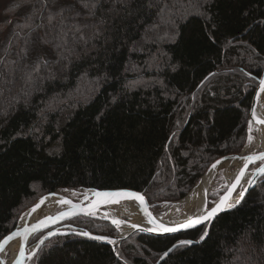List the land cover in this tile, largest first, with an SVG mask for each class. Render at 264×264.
Instances as JSON below:
<instances>
[{"label": "trees", "instance_id": "trees-1", "mask_svg": "<svg viewBox=\"0 0 264 264\" xmlns=\"http://www.w3.org/2000/svg\"><path fill=\"white\" fill-rule=\"evenodd\" d=\"M109 7L104 23L87 29L100 34L78 46L55 78L53 69L34 71L38 35L29 40L22 30L32 4L9 0L1 12L0 241L39 198L60 190L129 189L172 204L212 162L244 146L264 68V0H128L107 13ZM161 8L170 23H160ZM154 24L159 34L144 42ZM262 191L264 177L236 208L216 216L198 243L205 226L172 236L135 233L117 245L59 234L27 264H156L177 241L192 243L159 264H264ZM63 225L116 235L109 222L89 216Z\"/></svg>", "mask_w": 264, "mask_h": 264}, {"label": "snow or ice", "instance_id": "snow-or-ice-1", "mask_svg": "<svg viewBox=\"0 0 264 264\" xmlns=\"http://www.w3.org/2000/svg\"><path fill=\"white\" fill-rule=\"evenodd\" d=\"M24 3L32 4V9L28 14L27 19L22 25V30L27 29L25 35L29 40L32 39V34L35 33L38 35V44L40 46V52L38 53V60L34 66V71L40 73L45 70L53 69L50 71L52 78H55V70L64 71L67 68V61L73 56L78 55L77 47L81 44H87L89 40L96 38L100 33L99 31L92 32L91 35L88 34L87 29L92 27L93 29H98L100 24L104 23L103 14L105 12L104 5L109 4L111 7L107 8V13H113L117 11L116 5L119 4L121 7L127 6L128 0H24ZM76 5H80L79 8ZM167 12L166 8H161L158 13L161 16V24L170 23V21L164 20V15ZM88 19H98V24L89 25L81 21H86ZM160 25L154 24L145 30V34L142 37L144 42L155 39L152 33L159 34ZM36 43V41H33ZM136 47H142V45H135ZM47 48L56 59H50L46 54H44L43 49ZM24 51L25 57L29 55L27 48L22 49ZM255 51V50H253ZM251 75L250 73H247ZM260 91L264 92V79H260ZM127 86V85H126ZM253 119H256L255 113L253 112ZM258 123H264V120L257 121ZM249 142L252 140V136L248 137ZM248 162H254L256 159L264 160V153H260L256 156H248ZM216 163H220L217 161ZM213 168L216 167V164L212 165ZM247 167V164L245 165ZM260 173H264V167L257 169ZM243 175V170L241 174ZM240 176L236 177V183H239ZM251 183V181H249ZM236 184L232 185V188L228 190V194L220 199V202L211 209L206 210V214L198 216L196 218H189L186 223L180 224L178 227H167L163 224L157 225V228L163 233H173L181 229H190L196 225L201 224L204 221H208L211 218L215 217L218 212L222 211L226 206V201L228 200L231 192L235 189ZM95 196L108 198L112 203H119V200L116 198H128L135 199L140 202L141 207H144V198L138 193L130 191H116V192H95ZM240 197L243 198V193H240ZM44 200L42 199L40 203L42 204ZM58 203L62 204H71L69 200H60ZM240 203V200H236L235 204ZM235 204L227 205V207H235ZM40 205L37 204L32 211H35ZM75 207V206H74ZM146 214L147 209L144 208ZM72 212H62L59 215V219H63L66 216L74 215ZM90 214V213H85ZM46 219L52 220L53 223L56 222L55 218L47 217ZM149 222L155 224L156 221L151 218L149 215ZM43 223V222H41ZM112 223L119 226L123 221L114 219ZM133 227H137L133 225ZM153 229H148L152 231ZM81 234V233H78ZM85 236H89V233H82ZM19 233H11L4 238L3 241H0V247H3L4 244H7L8 241L14 239ZM53 235V233H49ZM208 235V232L205 231L201 236L200 240H204ZM93 239L103 240L107 239L106 237L98 236L92 237ZM110 243L113 241H109ZM43 243V240H41ZM192 241H179L178 244H174L172 248H176L179 245L191 244ZM172 248L168 249V252L172 251ZM166 252L164 255L166 256ZM20 255L23 256L24 253L21 250ZM19 264V261H17Z\"/></svg>", "mask_w": 264, "mask_h": 264}, {"label": "water", "instance_id": "water-1", "mask_svg": "<svg viewBox=\"0 0 264 264\" xmlns=\"http://www.w3.org/2000/svg\"><path fill=\"white\" fill-rule=\"evenodd\" d=\"M260 79H264V68L263 71L261 73V76L258 80V84L256 86V89L252 95V99L250 102V114H249V122L252 119V113L256 107V101L258 99V95L260 94ZM243 150L238 153V154H229L226 156H223L217 160H215L214 162H212L210 164V166L208 167L207 171L205 172V174L211 170L213 167V164L219 165L221 162L223 161H227V160H231V161H236V162H242L239 170L237 171L236 175L234 176L232 183L231 184H227L225 182H222L219 186V188L221 189L222 193L214 200V202L209 206V209H211L212 207H215L219 202L220 199L222 197H224L225 195L228 194V190L232 188L233 184H236L235 189L231 192V195L229 196L228 200L226 201V206L224 207V209L220 212L217 213L216 216H218L221 213L227 212V211H231L234 208H236L241 201L243 200V198L245 197V195L257 184V182L264 176V173H260L259 171H257L258 168L260 167H264V160L261 159H256L254 162H248L247 161V157L248 156H256L260 153H264V149L260 152H255V153H249L246 155H242ZM217 161H220V163H216ZM247 164V167H245V165ZM256 165V166H255ZM241 170H243V175L241 174ZM250 171L251 176L248 179L246 185L243 186V188L241 189L240 193H243V198L240 197V193L238 195L237 200H240V203L235 204L236 201L230 203L232 196L234 195V193L236 192L237 188L240 186L241 181L243 176L246 174V172ZM240 176L239 179V183H236V177ZM202 178V177H201ZM201 178L199 179V181L201 180ZM198 181V182H199ZM249 181H251V183H249ZM197 182V183H198ZM196 183V184H197ZM116 191H130V192H135L140 194L141 196H143L144 198V207L142 208V215L143 217L149 222V215L151 216V218L153 220L156 221L155 224H152L156 227V229H153L152 231H147L145 229L144 226H140L134 223H129L131 226V231L128 232L126 235H123L119 232V234L114 235V236H102V237H106L107 239H103L101 241L103 242H109V241H113L116 244H118L120 241H122L123 239L127 238L128 236L134 234V233H141V234H146V235H152V236H172V235H177L180 233H185L194 229H197L199 227L205 226V231H209L210 225L212 224V222L214 221V219L216 218L213 217L208 221H204L199 225L194 226L193 228L190 229H181L179 231L173 232V233H163L161 232L158 228L157 225H159L160 223L157 221V219L152 215V213L154 212V204H151L147 197L144 195V193L139 192V191H135V190H129V189H120V190H95V191H91L89 193H83L81 195V197L78 200H74L73 198L66 196L64 193H60V192H51L47 195H44L43 197H41L40 199H38L29 209H27L20 217L19 222L17 224V227L15 229H13L9 234L11 233H19V235H17L14 239L8 241L7 244H9L12 241H18L19 242V253H18V258L17 261H19V264H27L28 261L32 258V256L36 253V251L38 250V248L40 247L41 240H43V242L47 239H49L52 236L55 235H59V234H69V233H74V234H78L80 236H85L81 232V231H73L71 229H67L64 228L62 226V224L66 221H69L75 217L78 216H90V217H94V218H98L104 221H107L109 223H111L113 226H116L115 224L112 223V218L109 217H100L96 215V212H98L99 210H101L102 208L106 207L108 204H111L112 202L108 199V198H104V197H97L94 195L95 192H116ZM48 197H54L55 198V208L57 207H61L60 209H58L57 211L54 210V212H52L51 214L45 215L40 217L39 219L36 220H31V217L35 214L36 211H38L41 207L44 206V204L47 202V198ZM44 200V202L41 204L40 201ZM69 200L71 201V204H62V203H58V201L60 200ZM137 201V200H136ZM139 202V201H138ZM183 200L177 201V203L182 204ZM39 204L40 206L38 208H36L35 211H32V209ZM140 204V202H139ZM178 204V205H179ZM235 204V207H227V205H232ZM75 206V207H74ZM144 208L147 209V213H145ZM62 212H72L75 213L74 215L71 216H66L63 219H59V215ZM90 213V214H85V213ZM206 214V212L201 213L199 215H195L193 217L190 218H196L198 216L204 215ZM22 216H25V221L22 225H20V220L22 218ZM47 217H51V218H55L56 222L53 223L52 220L50 219H46ZM188 220V219H187ZM187 220L180 222L178 224H175L173 226H167V227H178L180 224L186 223ZM43 222V223H41ZM133 225H136L137 227H133ZM44 233L39 239L38 241L33 244L30 245L31 240L33 239V237H35L36 235H38L39 233ZM49 233H53V235H49ZM88 233V232H87ZM9 234H7L5 237H7ZM4 237V238H5ZM86 237H98V236H93L91 234H89V236ZM4 238L1 240L3 241ZM200 238L193 242V243H198L200 242ZM179 241L175 242L174 244H178ZM7 244H4L3 247H0V250L3 249ZM113 247H115V245H113ZM172 248V247H170ZM169 248V249H170ZM174 248H172L173 250ZM21 250L23 251L24 255L21 256L20 252ZM167 253L168 250L166 251ZM165 252V253H166ZM164 253V254H165ZM162 255L160 257V259L158 260V262L156 264H159L161 262V260L165 257V255ZM16 261V264H17Z\"/></svg>", "mask_w": 264, "mask_h": 264}, {"label": "bare ground", "instance_id": "bare-ground-1", "mask_svg": "<svg viewBox=\"0 0 264 264\" xmlns=\"http://www.w3.org/2000/svg\"><path fill=\"white\" fill-rule=\"evenodd\" d=\"M256 102V107L253 111L255 113L256 119H253L252 113V119L248 123V137L249 135H251L252 140L251 142H249L247 138V142L242 155L248 154L246 150L249 148L251 143L253 145V149L250 153L260 152L264 149V123L257 122L259 120H264V92H260ZM241 164L242 162L231 160L221 162L215 168H212L202 176L201 180L192 188V190L183 199H181L183 200L182 204L175 202L170 205L169 209L161 212L154 211L152 215L160 224H163L165 226H173L189 219L190 217L206 212V210H208L210 206V194L213 193L212 196H214V194H216L214 192L221 191V189L219 188L220 185L218 184L219 176L221 175L223 179L222 182L231 184ZM250 176V171L246 172V174L242 178L240 186L232 196L230 203L237 200L241 189L244 185H246ZM116 199L119 200V203L108 204L106 207L96 212V215L123 221V223H121L119 226L116 225L120 233L123 235H126L131 231V226L129 223L144 226L147 231L148 229H156L154 225H152L143 217L142 207L138 201L128 198ZM178 204L181 205L180 208H178ZM60 208L61 207H59V209ZM57 209L55 208V198L48 197L47 202L43 207L35 212V214L31 217V220H36L39 219V217L51 214L52 212H54V210L57 211ZM24 221L25 216H22L20 225H22ZM18 253L19 242H10L0 250V264H16Z\"/></svg>", "mask_w": 264, "mask_h": 264}, {"label": "rangeland", "instance_id": "rangeland-1", "mask_svg": "<svg viewBox=\"0 0 264 264\" xmlns=\"http://www.w3.org/2000/svg\"><path fill=\"white\" fill-rule=\"evenodd\" d=\"M9 2V0H0V20H1V12H2V10H3V8L6 6V4ZM132 69V68H131ZM17 82H18V79H16V81L14 82V84H13V87L12 88H14V90L15 89H17ZM5 92V91H4ZM249 125V124H248ZM247 138H248V130H247V137H246V141H245V143H244V146L242 147V149H241V151L245 148V145H246V142H247ZM252 149H253V145H252V143H251V145L249 146V148L246 150V152L247 153H250L251 151H252ZM240 151V152H241ZM239 152V153H240ZM207 171V170H206ZM205 174V173H204ZM203 174V175H204ZM202 175V176H203ZM222 177H221V175L219 176V180H218V184L220 185L221 183H222ZM196 185V184H195ZM194 185V186H195ZM192 190V189H191ZM190 190V191H191ZM68 191V192H67ZM85 191V190H84ZM84 191H81V190H60V191H58V192H65L66 193V195H68L69 197H75V199L77 200L78 198H79V196H80V194L82 193V192H84ZM214 193H216V194H214V196H212V194H210V197H209V204H210V201L211 200H213L214 198H216V197H218V195H219V193H220V191H217V192H214ZM261 195H262V197L264 196V191H262L261 192ZM180 201V200H179ZM152 204H154L155 205V211H164V210H167V209H169L170 208V204H159V203H152ZM181 207V205H179V207L178 208H180ZM57 209V208H56ZM58 209H59V207H58ZM57 209V210H58ZM56 211V210H55ZM42 215V214H41ZM40 218V217H39ZM127 219V218H126ZM115 229H116V235L117 234H119V231H118V228H116L115 227ZM135 234V233H134ZM119 244V243H118ZM138 253H140L141 251H138V250H136ZM141 254V253H140ZM123 262H124V264H130V261H124V260H122Z\"/></svg>", "mask_w": 264, "mask_h": 264}]
</instances>
